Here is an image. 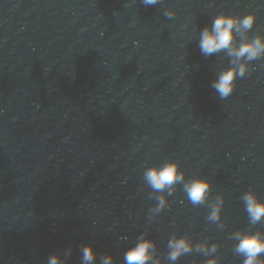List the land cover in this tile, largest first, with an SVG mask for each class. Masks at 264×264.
I'll return each mask as SVG.
<instances>
[{
	"label": "water",
	"instance_id": "95a60500",
	"mask_svg": "<svg viewBox=\"0 0 264 264\" xmlns=\"http://www.w3.org/2000/svg\"><path fill=\"white\" fill-rule=\"evenodd\" d=\"M221 12H255L250 35L264 34V0H0V264H47L53 252L82 264L88 243L95 264H120L141 232L162 259L177 233L242 264L229 237L250 227L242 194L264 200V58L219 98L211 82L230 58L198 42ZM167 159L210 179L213 200L223 194V229L182 185L150 219L143 172Z\"/></svg>",
	"mask_w": 264,
	"mask_h": 264
},
{
	"label": "clouds",
	"instance_id": "9594fccd",
	"mask_svg": "<svg viewBox=\"0 0 264 264\" xmlns=\"http://www.w3.org/2000/svg\"><path fill=\"white\" fill-rule=\"evenodd\" d=\"M142 2L145 6H153L161 0ZM164 14L171 18L176 13L168 8ZM255 21V12L242 16L221 12L214 17L211 24L205 25L199 32L198 47L202 55L208 57L223 51L230 58V66L223 69L211 82V87L220 99L229 97L236 88L237 79L254 70L253 61L264 58V34L257 32L250 35ZM143 180L151 189L149 197L156 200L149 210L150 219L153 214H159L168 206V197L176 192L178 185H182V191L189 203L193 206L207 205L206 219L218 228L225 227L222 218L225 202L223 194L215 195L213 200L212 181L200 176L187 177L178 160L167 159L145 168ZM241 200L250 227L230 233L229 238L234 241L233 251L242 257V264H264V231L252 230L254 226L264 223V200L251 187L242 194ZM219 248L220 245L216 242L209 243L205 240L194 243L186 234L173 233L167 242V253L162 259L156 242L147 232H141L134 244L124 252L120 264H176L181 256L192 252L207 257L202 264H220V257L216 255ZM96 259L97 252L93 244L82 245V264H95ZM47 264H66V260L59 252H53L49 255ZM100 264H114L113 255H102Z\"/></svg>",
	"mask_w": 264,
	"mask_h": 264
}]
</instances>
